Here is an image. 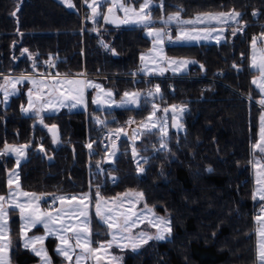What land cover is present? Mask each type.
Wrapping results in <instances>:
<instances>
[{
  "label": "trees",
  "instance_id": "16d2710c",
  "mask_svg": "<svg viewBox=\"0 0 264 264\" xmlns=\"http://www.w3.org/2000/svg\"><path fill=\"white\" fill-rule=\"evenodd\" d=\"M152 2V19L181 9L183 18L232 10L243 15L226 28L222 41L168 44L167 56L195 61L185 73L167 79H132L126 77L131 68L147 76L140 71V57L151 41L143 26L121 23L115 12L108 14L106 3L95 22L89 18V7L86 29L81 31L79 0H71L72 8L59 0H0V73L39 72L52 60L56 73H84L118 91L138 89L147 94L153 83L160 88L159 94L142 96L138 108L111 110L93 105L92 91L87 90L86 110L44 113L40 123L36 116L22 112L27 87L23 84L7 103L0 102V195L7 193L8 173L16 166L14 156L3 152L5 145H27L25 159L17 167L22 190L42 196L89 190L92 201L97 190L104 198L138 191L145 203L169 214L171 236L149 241L126 255L123 264H254L249 162L262 110L257 105L260 93L251 83L248 41L264 33V0H163L162 8L161 0ZM235 28L242 31L233 35ZM105 44L109 55L100 49ZM150 100L160 106L185 105V130H170L166 148L152 149L158 139L149 142L141 151L146 156L143 174L137 175L125 136L115 149L102 147L98 138L128 119H143L151 111ZM94 115L104 121L97 125ZM53 125L56 140L47 130ZM85 139L91 144L88 151ZM111 147L115 157L106 162ZM8 212L11 264L36 263L38 257L19 242L18 212ZM91 220L92 237L105 240L107 227L93 212ZM46 246L58 262L53 240H47Z\"/></svg>",
  "mask_w": 264,
  "mask_h": 264
},
{
  "label": "snow or ice",
  "instance_id": "6c2138e0",
  "mask_svg": "<svg viewBox=\"0 0 264 264\" xmlns=\"http://www.w3.org/2000/svg\"><path fill=\"white\" fill-rule=\"evenodd\" d=\"M69 7H73L71 0H66ZM108 2V0H92V3H88V0H85V3L88 4V7L92 9V16L89 17L94 22L98 16L101 15V13L98 11L99 7L102 3ZM152 4V0H144V3L140 5L139 9H136L132 6H126L125 3L121 2V0H110V7L108 8V13L112 14L116 10H121L125 13L126 17H128L129 13H132L134 18H125L124 20L120 21L121 23L128 24V23H137L142 24L144 26H148L152 23V16L151 12L149 11ZM161 8L163 7V0H161L160 5ZM180 11H183L181 9ZM180 11H177L176 13L167 16V18H161L163 24L168 25L172 22H175L179 25H197V24H204V23H211L215 21L218 24H224L229 20H236L238 21V18L243 15V13L237 12L235 10H232L230 12H218V13H206V14H198L195 16L194 19H188L183 20L181 19ZM15 13H13L14 15ZM257 13H253V15H256ZM105 21H110L109 15H104ZM216 31L214 28H202L197 29L193 27L190 30H186L184 28L180 29L179 35L175 37V41H173L172 36L168 34L166 28H149L148 34L152 36L153 39V50L152 51H159L163 52V48L159 47L164 42V37L167 36L169 42H186V41H192V40H199V39H208L212 33ZM221 32L223 29L220 30ZM237 31H242V29H234L233 35L237 33ZM264 38V33L261 34V37H253L252 39V48H253V57H252V67L256 68L260 73V79L259 82L254 79L252 81L253 84H257L258 87H260L262 90H264V48H261L260 51V61L257 63L256 60V46L258 39ZM219 39V37H217ZM103 43V42H102ZM104 47L108 48V45L105 44ZM27 52V49L24 50ZM114 51V49H112ZM152 51H150L147 56L151 57L154 61H156L158 58L152 55ZM146 54H141V61L144 62ZM158 62H165V63H171L173 65H177L179 67L187 66L188 64H193L195 61L191 60H167V58L160 57ZM50 66H54L51 65ZM201 67H203L201 65ZM235 67V65H234ZM174 72L178 70V67H174L172 69ZM161 74L163 73V69L160 70ZM6 82L12 83V87L15 88V85L17 83H20L23 80H31V83L34 85L35 90V100L32 99L34 95V90L30 89L28 92L29 101H28V107H22V111L27 113L29 111H34L37 116L40 115V111L46 106V105H52L53 100L47 99L45 100V93L43 91V87H48L45 84L44 80H37L33 79L29 76H20L15 79V82L13 83L8 77H5ZM93 87L96 89H100L101 86L98 84H93L91 81L87 80H80L75 78H65L63 80L60 79H54L53 85L49 88V91L47 92V95L49 97H52L55 93H60L59 97H56V100L63 105L64 100L66 99H72L76 101L78 104H82L84 102V92L86 88ZM160 88L159 85L155 88V93L150 91L148 94H159ZM7 91L5 90V95H7ZM108 97L112 96L111 91H107L105 93ZM60 97H63L61 99ZM140 97L139 92H125L124 97L121 100V104L117 106H124L126 104H138ZM98 101H94V103H97ZM261 103L264 104V100H261ZM39 104L40 107L37 108L36 105ZM76 104H73V107H75ZM177 106L172 105L171 109L164 108L162 111L167 114L169 111H173L175 113ZM183 111V108L180 109ZM160 111L157 105H153V112L148 117V123H144L142 127H144L146 130L151 131L152 128H159V131L161 133V144L160 148H166L167 143L165 141V137H167V116L165 115V118L163 120L156 119L153 120V117L156 116V112ZM176 117L173 115V120L175 121ZM40 123H43V119L41 118ZM149 123L151 124V127H149ZM173 127H180V125L173 123ZM56 126L53 125L52 129H55ZM123 132V129H117L114 133V135H118L119 133ZM261 140L259 143L254 145V148L259 149L261 152H264V117H261ZM133 139L135 140V135L133 136ZM27 147V145L20 146L19 148L15 146H8L5 145L4 152L8 153L11 151H15L18 153L19 156L24 155V149ZM88 147L91 149V144L88 145ZM115 144H113V149H115ZM41 151H43V148H41ZM112 155H115V151L112 152ZM138 153L136 152L135 147H133V156H137ZM17 163L19 164V160H17ZM259 163V162H257ZM143 171V169H140ZM12 181L9 180V185H11ZM20 195L24 197H29V199L25 200L24 203H16L14 205L15 208H18L21 214V219L24 221V224L22 225L21 234L25 238V247H28L29 245H33L32 250L35 252V254L39 257H41L43 264H50V260L48 258L47 252L45 249L36 248L34 245L37 242H42L45 237L40 236H33L31 238L27 237V229L31 227H35L38 224H42L49 235L56 234L60 240L61 246L56 249V251L65 257L68 261H72L73 254L75 253V248H81L83 253H88L91 255H95L99 249H95L91 247V240H90V228L88 227V208L89 205L85 204L84 201L89 200L88 194H84L80 197L72 196V197H65V196H59L56 199H58L61 204L66 199L71 200H79L80 203L74 206V212L78 215V217H83L84 219L80 221V224L83 225V227H80L79 224H71L66 223L63 219H61V214L63 210L57 211L55 215H53L51 212H41L37 205H35V201H38L40 199L39 196H37L34 193H27V192H21ZM127 195V194H126ZM139 198H143V193H137L136 194ZM97 202H96V214L99 216L101 215V205L100 200L102 197H100V193L97 190L96 193ZM6 198L4 196H0V201H4ZM260 199L264 200V190H261ZM131 203V201H129ZM82 205V207H81ZM145 209L149 214L152 215L153 219L149 220V224H151L152 227L157 229V232L155 235H151L147 232H141L136 236H127L125 237L123 234L130 233L132 227H134L138 222L143 221V217L140 216L137 219H133V216H137V213L130 212V214L127 213H119L114 214L113 209H107V212L104 216V222L107 224V227L112 230V241L107 242V247H111L113 243L116 242L117 235L121 236V239H128L131 242V247L133 250H135L137 247H139L141 244H146L150 240L156 239V240H164L167 238L166 234L171 233V226L170 221L162 216H156L152 209L147 208V205H145ZM264 211V209H262ZM118 212V210H117ZM73 213V209L69 210V215ZM7 212L3 208L2 204H0V241H4V243H0V254L4 253V250L6 247L9 246L10 240H6L4 236V230L7 228V221H6ZM257 223L260 225L258 229V233L260 236L259 241V249H258V262L259 264H264V218L261 216L256 217ZM72 232L73 237L75 238V246L69 243V237L66 235V233ZM105 245L101 244L100 248H104ZM82 256L81 254H76V264H80ZM98 258V257H97ZM113 260L116 258L113 257ZM0 264H7V261L5 258L0 255Z\"/></svg>",
  "mask_w": 264,
  "mask_h": 264
},
{
  "label": "rangeland",
  "instance_id": "374dc122",
  "mask_svg": "<svg viewBox=\"0 0 264 264\" xmlns=\"http://www.w3.org/2000/svg\"><path fill=\"white\" fill-rule=\"evenodd\" d=\"M59 1L62 2L67 8H72V7L68 6V3L66 2V0H59ZM83 2H84L85 6H88V4L85 3V0H83ZM121 2L125 3L126 6H132V7H135L136 9H139L140 5L144 3V0H141L138 4L135 3V0H121ZM81 3H82V1L79 0V10L82 9ZM88 3L89 4L92 3V0H88ZM105 3L107 6L110 7V0H108V2H105ZM152 5H154L153 2L151 4V6ZM98 11H100V10L98 9ZM116 13L120 16L121 19L123 18V20L125 18H134L132 13H129L128 17H126L125 13L121 10H116ZM211 13H218V12H211ZM172 14H174V13H172ZM172 14H168L167 16L172 15ZM200 14H206V13H200ZM90 15L92 16V9H91ZM167 16H163V18L166 19ZM195 16L196 15H194L191 18H189V17L183 18L181 16V19H183V20L194 19ZM80 17H81V15H80ZM161 18L162 17H160L158 19H152V23L149 24L147 27L142 25V24L128 23L129 25L143 26L144 34L147 37H149V39L151 41V45H150L149 49L142 53V54H146L144 62L140 61V63H141L140 64V71H143L147 75L148 79H152V77L156 79L160 76L163 77L162 79H167L169 77H172L173 74L185 73L188 70V67L190 66V64H188L187 66L179 67V66L173 65L171 63L158 62L160 57L167 58V60H169V61L170 60H191V61H193L192 59L185 58V57H169V56H167L166 55V49H165L166 46L168 45L167 41H169L167 36L164 37L163 44L159 46V47L163 48V52L161 53L158 50L152 51L154 38L148 34L149 28H155V29L166 28L168 34L171 35V33H173V27H175L176 28V34L171 35L173 41H175V37L177 35H179L181 28H184L186 30H190L193 27H195L197 29H202V28H214V29H216V31H214L208 39H199V40H192V41H186V42H171V43H169V44H198V43H202V42L211 43V42H219V41L224 40V32H225L226 28L231 26V25H236L238 23V21H236V20H229L224 24H218L215 21H213L211 23H204V24H197V25H179L175 22H172L168 25H165V24H163ZM81 20H83L81 31H84L86 29L85 23H84L85 18L84 19L81 18ZM157 23H159L161 25H158ZM154 24H156V25H154ZM221 29H223L222 32L220 31ZM235 29H238V28H235ZM217 37H219V39H217ZM253 37L260 38L261 35L253 36ZM253 37L248 41V67L251 71H254V75L251 79V83L254 79H256L258 82L260 79L259 71L256 68L252 67L253 48H252L251 42H252ZM261 48H264V38L258 39V41H257V46H256L257 63H259V61H260V51L259 50ZM150 51H152L153 56L158 58L156 61H154L151 57L147 56V54ZM48 62H52L54 64V62L52 60H48L47 62L44 63L45 68H46V64ZM174 67H178V70L175 72L172 70ZM161 69H163L162 74L160 71ZM45 72H46V70L43 69L42 71H39V72L36 71V72L30 73V74L27 73V76L35 77V78H41L42 80L45 81L46 85L48 84L47 85L48 90L46 92H44L45 93L44 98H45V100L52 99L53 104L52 105H46L42 109V111L44 113H57V112H60L63 110H66V111H75V110H80V109L86 110V106H87L86 92H87V90L92 91V94H91L92 104L95 105L96 107H98V109L101 108L103 110L104 109L105 110H107V109L111 110V109H122V108H138L140 105L142 96L148 95V93L144 94L142 91H140L138 89H125L122 91H118L119 89L117 90V89H114L112 87L106 86V84L104 82H100V81H97L93 78L87 77V75H85L84 73L75 74V75H68V74L56 73L53 70L52 76H46ZM7 75H13V74L7 73ZM23 75H25V73ZM126 77H129L132 79H138V78L130 77V74H129V76H126ZM55 78L60 79V80H63L65 78H75V79H80V80H87V81H91L93 84L100 85L101 88L100 89H96L93 87L86 88V90L84 92V102L82 104H78V103H76V101H74L72 99H66V100H64L63 105H61L56 100V97H59L60 93H55L52 97H49L47 95V92L49 91V88L53 85V83H54L53 80ZM2 79H4V77L0 78L1 82H2ZM15 79L16 78H10V80L13 83L15 82ZM51 81H53V82H51ZM23 84L27 85V87L25 89L26 104H27V101L29 98L28 92L30 89L34 90V85L29 80H23L20 83H17L15 85V88L12 87V83H8L7 88L1 86V84H0V102L7 103L11 96L18 94V92H19V90ZM252 85L263 96L262 98H260V103H257V105L261 108L262 112H261V115L259 118V125H258L256 140L253 143L252 148H251V158H250V162H249L250 163V177L252 178V182H253L252 189H251V195H252V199L254 201L253 208H256L260 204L264 203V200L260 199L261 190H264V152H261L259 149L254 148V145L259 143L261 140V135H260L261 134V117H264V104L261 103V100H264V90H262L260 87H258L257 84L252 83ZM5 90L8 93L7 95H5ZM107 91L112 92L111 97H108L105 94ZM150 91L153 92V91H155V89L152 87ZM125 92H130V93L139 92L140 97H139L138 104H126L124 106H117V105L121 104V100L123 99ZM60 98L63 99V97H60ZM94 101H98V102L94 103ZM150 101H152L151 111H149L143 119H140V120L128 119L123 125H121L119 127L107 129V130L114 131V132L117 129H123V132L119 133L118 135L120 138L125 136V138L128 140L129 146H130L129 148H130V151L132 153V156H133V147H135L138 155L135 157L133 156V158H134V161L136 164L137 175L143 174L144 164L142 162H144V160L146 159V156H145V154L141 153V151H144L149 147L148 143L152 142L153 140L158 139V142H159L158 146H154L152 149H155V150L162 149V148H160L161 133L159 131V128L158 127L152 128L151 131H148L144 127H142V125L144 123H148V117L153 112V105L154 104L158 106L160 111L156 112V116L153 117V120H156V119L163 120L165 118V115H166L167 116V132H168V134H169L170 130L175 131V132H183L185 130V125L183 123V116H184V112L186 110L185 105L170 104L167 106H160L158 103L154 102L153 100H150ZM26 104H25V106H26ZM73 104H76V106L73 107ZM172 105L177 106L175 113H173V111L170 110L169 113L165 114L162 111L166 107L171 109ZM181 108H183V111L180 110ZM24 114H26V113H24ZM173 115H175V117H176L175 121L173 120ZM93 119L96 121L97 125H100V123H102L104 121L100 115H94ZM173 123L180 125V127H173L172 126ZM149 127H151L150 123H149ZM134 135H135V140L133 139ZM86 138H88V137H86ZM167 138H168V135H167V137H165V141ZM54 140H56V138ZM89 144H90V141L88 139H85L84 145H85L86 151H88L90 149L88 147ZM37 148L39 150H41V148H43V147L41 145H39ZM113 151L114 150L112 149V147L107 150V153L105 155V161L106 162H112L113 161V159L115 157V155L114 156L112 155ZM3 152H4V150H3ZM25 155H26V149H25ZM257 162H259V163H257ZM140 169H143V171H141ZM88 173L91 177V180H93V173L92 172H88ZM137 193H140V192H138V191H127L125 193L118 194V195L111 197V198L102 197V199L100 200L101 215H99V216L96 214L97 198L94 201H92L89 190L85 194H88V196L90 198L93 212L95 213L97 218L100 217L101 222H103L104 224H106L104 222V216H105V213L107 212V209H113V213L117 214V215L119 213H127V214H130V212L137 213V216H133V219H137L140 216L143 217V221L138 222L134 227H132L130 233L123 234L125 237H127L129 235L136 236L141 232H147L151 235H155L157 232V229L152 227L151 224H149V220L153 219V217L151 214H149L147 212V210L145 209V205H147V208L152 209L156 216L165 217L166 219H168L170 221L169 214L167 212L158 211L155 206L148 205L147 203H145L144 198L141 199L136 195ZM53 195L55 197L60 196L58 194H53ZM0 196H3V195H0ZM51 197H52V195H47V196L45 195L44 196V198H45L44 203H46V201ZM88 201L89 200H87V202ZM129 201H131V203H129ZM0 204L3 205V203L1 201H0ZM5 210L7 212V216H6L7 228L4 230V236H5L6 240H10L9 224H8V221H9V212L8 211L9 210H7V209H5ZM117 210H118V212H117ZM257 216H261L262 218H264V211L261 213H259V212L253 213V210H252L253 234H254V237H253L254 238V264H259V262H258V249H259L260 236L258 233V229H259L260 225L257 223V220H256ZM0 222H2V221H0ZM105 226L107 227V224ZM170 226H171V221H170ZM111 231L112 230H110L107 227L108 237L105 240L104 239H94L92 237V234H91V241H92L91 247L95 248V249H99V250L97 251V253L95 255L89 254L88 264H123V260H124L126 255H132L134 252L140 250L143 246H145L147 244V243L141 244L139 247H137L135 250H133V248L131 247V242L128 239H126V238L121 239V236L117 235L116 242L113 243L111 247H107V242L112 241V239H113ZM171 234H172V230H171L170 234H166L167 238H169L171 236ZM153 240H156V239H153ZM0 243H4V241H0ZM101 244H104L105 247L100 248ZM11 247H12V245H11V240H10L9 246L5 248L4 253L0 254L5 258V260L7 261V264H11V262H10ZM113 257H115L116 259L113 260L112 259Z\"/></svg>",
  "mask_w": 264,
  "mask_h": 264
},
{
  "label": "crops",
  "instance_id": "0c3cea01",
  "mask_svg": "<svg viewBox=\"0 0 264 264\" xmlns=\"http://www.w3.org/2000/svg\"><path fill=\"white\" fill-rule=\"evenodd\" d=\"M114 12L116 13V11H114ZM116 15L118 17H120L117 13H116ZM195 15H197V14H195ZM193 16H191V17H193ZM191 17H189V18H191ZM113 20H117V17H114ZM122 20H123V18H122ZM173 30H174L173 31V35H174V34H176V28L173 27ZM22 75L23 74L7 75V73H0V78L4 77V79H2V82L0 81V84H1V86L7 88L8 87V82H6L5 77H8L10 79V78H17V77H20ZM23 76H27V74H25ZM31 78L42 80L41 78H35V77H31ZM29 81H31V80H29ZM53 81H51V82H53ZM42 88H43L44 92H46L48 90L47 87H43L42 86ZM262 97L263 96L260 93V98H262ZM35 98L36 97H35V92H34V95H33L32 99L35 100ZM28 101H29V98H28ZM28 101H27V104H26L25 108L28 107ZM36 107L39 108L40 105L37 104ZM23 113H25V112H23ZM26 114L34 115L40 121V119H41L42 115L44 114V112L41 110L39 116H37L34 111H29ZM56 132H57V130H56ZM20 146H23V145H20ZM20 146H15V147L19 148ZM25 149H24V155L23 156H19L18 153L15 152V151L8 152V154L14 156L15 161H16V166H15V168L13 170H11L8 173V176H7V187H8L7 188V193L3 195L6 199L4 201H1V202L3 203V205H2L3 208H5L7 210L14 209V210H16L18 212V216H19V230H20L19 242H20L21 246L24 249H27V250H29V251H31L32 253L35 254V252L32 250L33 245H29L28 247H25V238L21 234V229H22V225L24 224V221L21 219V214H20L19 209L14 207V205L16 203H24L25 200L29 199V197H24V196L20 195L21 192H27V191L22 190L20 188L19 180H18V172H17V167L19 165L17 163V160H19V163H20V162H22L25 159ZM10 179L12 181L11 185H9V180ZM27 193H31V192H27ZM84 194H79V195H60V196H65V197L76 196V197H80V196H82ZM36 195L39 196L40 199L38 201H35L34 203H35V205L38 206V208H39V210L41 212H51L53 215H55L57 211L63 210L62 214H61V219H63L66 223L79 224L80 227H83V225L80 224V221H82L84 218L83 217H78V215L75 214V212H74V206L80 203V201L78 199L77 200L66 199L63 202V204H61V202L58 200L57 201V206L54 209H49L45 205L42 204L43 200L45 199L44 196L39 195V194H36ZM84 203L85 204L89 203L88 204L89 205V208H88V213H89V215H88V221H89L88 227L90 228V240H91V234H92V220H91V216H92L93 209H92V205H91L90 199H89L88 202H87V200L84 201ZM81 207H82V205H81ZM70 209H73V213L71 215L68 214ZM98 220L101 222L100 217H98ZM104 225H106V224H104ZM66 235L70 238L69 239V243L72 244L73 246H75L76 241H75V238L73 237V233L72 232H68V233H66ZM33 236L45 237L42 242H37L34 245V247H36L38 249L42 247L43 249H45V251L47 252L48 258L50 260V264H76V259H75V255L76 254H81V256H82V258L80 260V264H88V262H89V260H88L89 254L88 253H83L81 248H75V253L73 254L72 261H68L67 259H65L64 256H62L61 254H59L56 251V249L61 246L58 236L56 234L49 235L42 224H38L35 227H31V228L27 229V237L31 238ZM49 239L53 240V243H54L53 251L59 258L58 262H55L53 260V258L51 257V255L49 254V252L47 250L46 242ZM37 257H38V261L36 263H34V264H43V261H42L41 257H39V256H37Z\"/></svg>",
  "mask_w": 264,
  "mask_h": 264
},
{
  "label": "built area",
  "instance_id": "2783aa9c",
  "mask_svg": "<svg viewBox=\"0 0 264 264\" xmlns=\"http://www.w3.org/2000/svg\"><path fill=\"white\" fill-rule=\"evenodd\" d=\"M82 3H81V10H80V15H81V18L84 19L86 18V16H88L90 14V9L88 6H85L84 5V2L83 0H81ZM83 21V20H82ZM170 42L167 41V44H169ZM100 49L103 53H105L106 55H109L110 54V50L106 47H104V45H100ZM51 65H54L52 62H48L46 64V72H45V75L46 76H52L53 75V70H54V66H50ZM129 74H130V77H133V78H138V79H148L147 76H141V75H138L137 73V69L136 68H131L130 71H129ZM163 77H158V78H153L154 80H157V79H162ZM169 78H172V77H169ZM171 87H173L171 85ZM153 88L155 89L156 88V83H153ZM249 101H251L249 99ZM114 131H110V130H104L100 136H99V142H100V145L102 147H109V146H112L113 144L117 143L120 139L119 135H114ZM57 197H55L54 195H52L51 198H49L45 205L47 208L49 209H54L56 206H57V201L58 199H56ZM262 209H264V203L260 204L258 207L256 208H253V213L255 212H263ZM92 242V241H91Z\"/></svg>",
  "mask_w": 264,
  "mask_h": 264
},
{
  "label": "water",
  "instance_id": "95a60500",
  "mask_svg": "<svg viewBox=\"0 0 264 264\" xmlns=\"http://www.w3.org/2000/svg\"><path fill=\"white\" fill-rule=\"evenodd\" d=\"M108 14H109V13H108ZM47 130H48V132L51 134V136L53 137V139H55L56 136H57L56 129H52V127H49Z\"/></svg>",
  "mask_w": 264,
  "mask_h": 264
}]
</instances>
